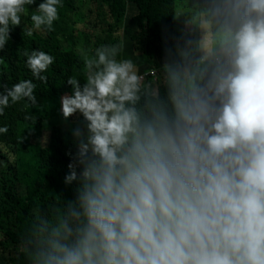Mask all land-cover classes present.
<instances>
[{"label": "clouds", "instance_id": "obj_1", "mask_svg": "<svg viewBox=\"0 0 264 264\" xmlns=\"http://www.w3.org/2000/svg\"><path fill=\"white\" fill-rule=\"evenodd\" d=\"M34 2L0 0V49ZM60 2L41 0L32 27L51 30ZM241 2L229 67L210 95L173 94L171 113L136 110L140 78L131 59L116 58L119 44L82 52L85 80L69 76L71 94L60 97L64 118L86 121L64 176L80 190L40 264H264V0ZM25 55L46 81L54 57ZM35 87L24 79L0 92V114L9 101L35 105Z\"/></svg>", "mask_w": 264, "mask_h": 264}, {"label": "trees", "instance_id": "obj_2", "mask_svg": "<svg viewBox=\"0 0 264 264\" xmlns=\"http://www.w3.org/2000/svg\"><path fill=\"white\" fill-rule=\"evenodd\" d=\"M40 2L25 5L21 24L10 27L0 49V92L24 79L36 85L35 105L27 98L9 101L0 114V126L7 125L0 133V264H40L52 229L76 206L79 180L66 185L64 176L75 162L73 130L86 132V121L79 112L64 118L60 97L71 94L69 76L85 80L82 52L92 55L97 47L119 44L116 58L122 59L123 32L133 24L129 36L142 45L149 68L138 75L133 106L142 115L154 108L171 113L173 94H211L216 67H229L227 35L245 18L241 0H61L47 30L33 28L30 20ZM130 3L136 11L127 17ZM202 20L208 33L222 37L216 61L202 58ZM138 44L133 51L140 56ZM31 50L54 57L41 73L46 81L34 78L26 65Z\"/></svg>", "mask_w": 264, "mask_h": 264}, {"label": "rangeland", "instance_id": "obj_3", "mask_svg": "<svg viewBox=\"0 0 264 264\" xmlns=\"http://www.w3.org/2000/svg\"><path fill=\"white\" fill-rule=\"evenodd\" d=\"M136 11V8L133 4H129V7L127 8L126 15L127 17L133 15V12ZM130 30H125L123 32V40L125 41L126 45H124L123 49V55L122 59H131L136 67L137 75L140 74L143 70H148L147 64H145L143 56L141 55V50H142V45L138 44L137 38H133V34L130 37L129 35L131 34L130 32L132 31L133 24H129ZM207 26L205 24V21L202 20L201 24V52H202V58L209 60V61H216L218 56L222 54L223 50V40L222 37L216 36L213 37L210 33L207 32ZM133 44H138V52L140 56H137L138 53L134 52L137 51L133 48ZM134 50V51H133ZM218 50V51H217ZM136 54V55H135ZM215 69V74H218L221 72V69L216 67ZM150 69L149 71H151ZM150 88H153L151 86ZM64 119V118H63Z\"/></svg>", "mask_w": 264, "mask_h": 264}]
</instances>
